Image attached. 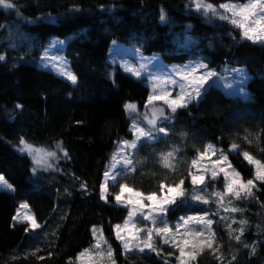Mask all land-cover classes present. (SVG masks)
Returning <instances> with one entry per match:
<instances>
[{
  "label": "trees",
  "instance_id": "16d2710c",
  "mask_svg": "<svg viewBox=\"0 0 264 264\" xmlns=\"http://www.w3.org/2000/svg\"><path fill=\"white\" fill-rule=\"evenodd\" d=\"M241 1L203 0L215 7ZM11 2L15 8L0 7V55L4 56L0 60V174L14 193L0 191V264H71L81 251L92 248L93 228L102 229L115 264H177L169 252L123 254L114 226L124 224L128 210L114 199L118 185L109 187L108 202L101 199L104 173L119 142L133 139L126 104L141 110L150 93L144 80L118 68L114 71L107 60L111 41L146 54L159 53L167 63L202 58L212 68L230 64L246 67L251 74L249 97L211 85L197 102L180 108L172 124L167 122L164 139L138 145L133 156L134 162L139 161L134 163L136 170L118 183L158 195L160 183L172 186L181 179L186 193H191V160L208 143L224 149L235 143L264 163V44L244 38L228 20L191 10V0ZM161 10L166 14L164 22ZM14 25L32 47L27 54L25 46L14 50L6 42L7 27ZM186 36L197 42L180 46L178 37ZM53 37H72L62 52L77 76L76 85L38 65ZM18 104L23 107L17 108ZM21 138L40 147L60 143L68 156L58 163L57 171L34 173L30 158L18 151ZM173 148L179 149L181 162L165 168L158 154ZM230 160L244 180L254 178L253 167L239 153L230 154ZM22 203L39 227L14 222ZM243 207L247 228L239 243L206 205L177 204L168 217L212 214L219 250L204 248L195 264H264V182L255 185Z\"/></svg>",
  "mask_w": 264,
  "mask_h": 264
},
{
  "label": "snow or ice",
  "instance_id": "6c2138e0",
  "mask_svg": "<svg viewBox=\"0 0 264 264\" xmlns=\"http://www.w3.org/2000/svg\"><path fill=\"white\" fill-rule=\"evenodd\" d=\"M195 7L197 10H203L204 15H208L211 13L212 15H219L220 19H229L227 16L222 15L217 12L216 7L210 3H204L203 0H193ZM0 6L6 9L15 8L11 0H0ZM220 8L225 9L226 11L232 12L233 16H239L241 19H230L229 22L233 25L242 29V35L244 38L252 41L253 43H261L264 44V0H245L244 3L240 4H231V3H223L219 5ZM160 20L164 22L166 20V14L161 10ZM59 43V42H58ZM4 56L0 55V60H3ZM66 63L61 65L60 74L65 76L68 80H70L73 84L77 83V76L66 67ZM187 67V66H186ZM144 65H140V69L142 70ZM204 68L207 69V65L200 63L194 66L189 67L188 75H183L182 79L188 80V89L185 90V85L180 84V92L173 99H167L170 93L165 92L163 94L165 103L169 106L171 113H175L178 108H186L188 104L192 103L193 100H198L202 94V91H206L204 89V85L216 74L211 70L206 71L205 73L199 75L194 79H189L192 73L196 72L198 69ZM125 69L129 72H132L133 75L139 76L140 70L135 69L133 66H125ZM239 74L240 83L243 84L246 79V75L242 69H234ZM171 83L176 84L175 80H172ZM195 84V87L192 85ZM231 87V85H229ZM240 92L243 91L242 87L238 90ZM246 95V94H245ZM157 97L150 96L149 103L152 102L153 99ZM17 108H22V105H17ZM126 109L129 110L130 113H136L137 109L134 104L126 105ZM145 119L147 121L146 126H139L135 122L132 124V130L135 134V139L128 141H121L120 147L116 154L112 156L113 164L109 169H107L104 173L105 182L102 186L101 199L107 201V185L109 179H111L114 186L118 185L119 192L115 195L114 199L116 203L128 209L127 219L124 221V224H116L114 226L116 232L117 239H123L121 237V231H126L128 236L133 239H139V233L145 234V241H141V243L133 246L130 241H125L123 243V248L125 252L133 251L135 247L138 251L143 252L145 248H148L151 251H157L156 248L153 247L152 240L153 236L160 237L163 240V243H170V240L167 236L168 233L172 232V228L169 227L167 221V214L169 211V207L175 205L177 203V199H181L182 203H187L189 201H198L203 204H208L209 200L206 198L207 196H215L217 198L218 204L223 207L222 202L225 199L226 194H231L235 199L241 198V193H244L245 197H249L252 195V189L255 187L254 180H259L264 182V163L261 161L254 159L247 151H241L243 157L248 161L249 164L255 166V174L253 179H248L244 181L241 177V174L234 168H232L231 163L224 164L228 160V155L223 152L222 149H216L212 143H208L205 146L204 152H199L198 150V158L202 160L206 155L211 153L215 155L217 151H219L220 156L214 164H224V167H221L219 171L224 172L226 183L224 185L225 191H215L212 193L208 192L206 187H202L197 189V185H204L205 176L203 173L193 174L189 173L191 176V184L193 186L192 191L188 194L187 199L185 198L186 189L183 187L184 180L181 179L178 184L172 186H166L164 183H160L159 185V195L157 192H151L145 194L140 191L133 192V189L129 187L127 183H118L117 177H122L123 175H127L130 172H134L136 170L134 163H139V161L133 160L131 155L126 154L127 150H132L135 154L139 147L148 146L149 144L155 143L159 140L164 139L167 136V122L170 121V117L166 116L162 109L155 110L151 114V118H148L147 114H145ZM159 121V126L158 122ZM163 134V135H160ZM20 144L23 145L20 148V151L27 152L30 156L33 157L34 163L41 168H52V164L49 161V158L58 159L56 151H50L44 147H36L32 144L27 143L23 138L20 140ZM56 148L64 153V156L67 157L68 153L62 148V146L58 143ZM238 148V145L233 143L231 145V150L235 151ZM178 148H173L172 150L159 153V159L165 168H172L173 165L170 161V158H174V153L178 151ZM198 159L194 158L191 160V166L197 167ZM117 166L120 167V170H117ZM231 169V173L226 171V169ZM35 171V169H34ZM218 172L215 167L211 169V178L215 180ZM231 176V179L228 180V177ZM234 185L236 186L234 188ZM81 187H86L84 184H81ZM0 188L12 189V185L8 183V181L4 178L3 175H0ZM125 192L132 193L133 195L128 197L127 199H123V195ZM147 202V203H146ZM229 206L224 207V211L238 212L242 211L241 209L232 206V202L229 201ZM22 207H27V205H22ZM219 211H217V215ZM139 216V220L136 217ZM30 219V227L37 228L39 225L36 223L34 218ZM221 219H227L226 217H221ZM142 221H150L151 227L147 228H138L137 224ZM195 222L197 224H202L207 226L208 237L206 240L201 241V245L206 244L208 249H212L213 252L218 251V248H213V245L216 243L215 233L211 230V225L214 223L213 220L207 219V214L205 216H188L179 217V221L173 225L177 232L181 227H187L189 222ZM232 223H236L235 218H232ZM246 220H241L240 224H246ZM228 228H231V225H228ZM27 230V229H26ZM133 230L136 235L133 236ZM205 229H201L199 231H194L193 229H187L185 235H191L194 232L195 237H205ZM240 235H236L234 238L239 243L240 237L243 235L244 228L241 227L238 229ZM101 236L96 240V243L92 245L91 249H84L81 251L77 259H83L86 254H90L92 250H96V255L102 257L104 255V250H101L102 244L107 245L106 252L107 256L111 258L112 256V248L111 245L107 244V240L103 238L102 229L100 230ZM93 237H96L97 229H92ZM231 231L229 235L231 236ZM189 241L185 240L184 244L187 245ZM179 250V257H177L179 264H187L185 260L182 258L185 257V249L184 247H180L178 243H174L172 245ZM195 247V246H194ZM244 247H248L247 244ZM201 251L203 248L201 247ZM252 253H255V247L253 246L251 249ZM35 254V253H33ZM198 253L194 251H190L187 253L188 257L192 260H195L196 255ZM43 259V257H41ZM219 259V257H218ZM235 259V257H233ZM114 264V262H113Z\"/></svg>",
  "mask_w": 264,
  "mask_h": 264
},
{
  "label": "rangeland",
  "instance_id": "374dc122",
  "mask_svg": "<svg viewBox=\"0 0 264 264\" xmlns=\"http://www.w3.org/2000/svg\"><path fill=\"white\" fill-rule=\"evenodd\" d=\"M244 2H245V0L241 1V2H228V3L240 4V3H244ZM0 7H2V6H0ZM4 9H6V8H4ZM190 9L203 13V10H197L196 9L195 4L193 3V0H191V2H190ZM216 10L218 13L225 15L229 18V19H224V20L229 21L230 19H237V20L241 19V17L233 16L232 12L226 11L225 9H222L219 6L216 7ZM208 15H212V14L209 13ZM208 15H205V16H208ZM213 16L220 18L219 15H213ZM46 19L52 20L53 18L52 17H46ZM239 29L242 32V29L241 28H239ZM7 32H8V34L6 36V42L11 49L15 50V49H18L22 46H25L26 51L24 54H27L31 51V49H32L31 45L29 43H27V41L24 38V36L22 35L21 31H19L17 25L8 26ZM71 38L72 37H68L66 39L58 38V37L50 38L48 40L46 47L44 48V50L42 51V53L39 57L38 65H39V67L50 70L53 73H55L56 75L64 78L70 84L76 85V84H73L70 80H68L65 76L60 74L61 65H64V62H67L66 67L70 69L68 60L65 58V56L62 52V49H63L65 43ZM178 42H179L180 46L186 47V46H190V45L196 43L197 40H195L191 36H186L184 38L178 37ZM107 60L109 63H111L114 66V71L116 70V68H118L123 73L129 75L130 77H132L134 79H138V80L142 79V80H144L145 85L147 87H149V89H150V93H149V95H147L144 107L141 110H138L137 107H136V109H137L136 113H130L129 110H127L129 112L130 116L132 117V124L135 122L139 126H146L147 121L145 119V114H147L148 118H151L152 112L155 110H159V109H162L164 114L166 116L170 117V121L168 122L169 124H172L174 122L175 113L180 108H178L175 113H171L169 106L165 103V99H164L163 94L165 92H168V93H170V95L167 97V99L175 98L176 95L180 92V87H179L180 84H184L186 86L185 87L186 91L189 90L188 89V80L182 79V76L188 75L190 66H194V65H197L200 63L206 64L207 69H204V68L198 69L196 72L191 74L189 79H194V78L198 77L199 75L205 73L206 71L211 70L216 75L213 76L204 85V89H207L211 85H217V86L221 87L227 94H231V95L232 94H240L245 98L249 97V92L247 89V83L251 78V74L249 73L248 69L246 67H243V66H232L230 64H224L220 68L217 69V68H212L208 64V62L202 58L201 59H190V60H187L184 62L167 63L162 59V57L160 56L159 53L146 54V53L142 52L137 47H132V46L126 45V44L121 43L117 40L111 41V44H110V47L108 50V54H107ZM141 64L144 65V68L142 70L140 69ZM126 65L133 66L135 69L140 70V75L136 76V75H133L132 72L127 71L125 69ZM234 69H242L243 72L245 73L246 79L244 80L242 85L240 83L239 74L236 71H233ZM114 71L111 73V75L114 73ZM172 80H175L176 84L171 83ZM229 85H231V87H229ZM192 87H195V84H193ZM241 87L243 89L242 92L238 91ZM203 93H204V91H202L200 98L202 97ZM150 96L157 97V98L153 99L152 102L149 103L148 98ZM198 100H193L192 103L197 102ZM128 104H130V103H127L126 105H128ZM190 104H188V105H190ZM157 123L159 126V121ZM132 124H131V131L133 133V139H131V140H134L136 137H135V134L132 130ZM167 134H168V128H167ZM160 135H163V134H160ZM131 140H128V141H131ZM121 141H125V139L121 140ZM121 141L119 142L117 150L114 154L117 153V151L120 147ZM57 144L58 143H55L51 146L44 147L50 151H56L57 157H58V159L49 158V161L52 164V168H48V169L38 167L34 163L32 156H30L27 152L20 151V148H22L23 145L20 144L18 146V151L21 154H24L30 158V160L32 162L33 170L35 169L34 173H37L38 171L55 172L58 170V163L60 161L65 160V158H66L64 156V153L59 151L56 148ZM212 144L215 146L216 149H222L223 152L228 155V160L226 162H224V164H227L230 162L232 165V162L230 160V153L228 152V149H229V147H231V145L228 146V149H224V147H222L221 145H218L216 143H212ZM36 147H40V146H36ZM204 151H205V149H204ZM241 151H244V150H242L241 147H239V156H241L248 163V161L241 154ZM126 154L131 155L132 158L134 156V153L130 149L126 151ZM180 154L181 153L179 151H176L174 153V158H170V161L173 165L172 168L178 167V165L180 164V162H181ZM219 156H220V153H219V151H217L215 155H212L211 153H209L202 160H200L197 157L198 165H197V167L191 166V172L193 174L203 173L205 176L204 185H197L196 186L197 189L202 188V187H206L208 189L209 193H212L215 191H221V192L225 191V188H224V185L226 183L225 175H224V172L219 171V169L221 167H224V164H214V162L219 159ZM112 164H113V161L111 162L109 168L111 167ZM249 165L252 166L254 171H255V166L251 165V164H249ZM213 167H215L217 169V172H218L215 180H213L211 178V169ZM232 168H234L233 165H232ZM117 170L118 171L120 170L119 166H117ZM226 171L231 173L230 168L226 169ZM254 174H255V172H254ZM241 177H242V175H241ZM119 178H121V177L118 176L117 181ZM230 179H231V176L228 177V180H230ZM244 181H247V180H244ZM104 182H105V178L103 179L102 186L104 185ZM258 182H261V181L254 180L255 185ZM102 186H101V192H102ZM110 186H113L111 179H109V181H108L107 193H105L106 196H107V194H109V191H110L109 187ZM235 187L236 186L234 185V188ZM12 189H14L13 186H12ZM0 191L14 193V190L7 189V188H0ZM135 191L136 190H133V192H135ZM118 192H119V190H118ZM132 195H133L132 193L125 192L123 195V199H127L128 197H130ZM187 196H188V194L185 193L184 199H187ZM206 198L209 200L208 204H203V203H200L198 201H189L187 203H197V204H201V205H206V206H208V208H212L213 209V215L218 217L219 221H221L223 224H225L227 226V228H228L229 224L231 225V228L230 229L228 228V229H229V231H231L233 236L240 235L238 229H240L241 227H243L244 230L247 228V223L244 225L240 224L241 220H245L243 215H244V211L246 210V208L244 209L243 204L247 203L248 198H249V197H245L243 192L241 193L240 199H235L231 194H226L225 199L222 202L223 207H221L220 204H218L217 198L215 196H207ZM229 201L232 202V206H235V207L241 209L242 211H238V212L224 211V207L229 206V203H228ZM177 204L178 205L182 204L181 199H179V198L177 199V203L175 205H177ZM22 205H27V204L22 203L19 205V207L16 211V214H15V217H14V222L15 223H24L29 228H31L29 218H34V216H33L32 212L30 211L28 206L22 207ZM118 205H120V204H118ZM175 205H172L169 207L168 213L170 212V210H172V208H174ZM217 211H219L218 215H217ZM205 214H207V219H211L214 221V218H213L211 213L199 214L197 216H205ZM188 216H193V215H186L184 217H188ZM221 217H226L227 219H221ZM232 218H235L236 223L231 222ZM136 219L139 220L140 219L139 216H137ZM167 221H168L169 227L172 228V232L167 234V236L170 240V243H163V240L160 237H157L154 235L153 240H152V244H153V247L156 248V250H157L154 252H157V253H159V251L169 252L168 254L171 257H174L177 260V264H179V261L177 259V257H179V255H180L179 250H178V248H175L172 246L174 243H178L180 245V247H184V249H185L186 255L182 259L185 260L187 262V264H195L199 254L202 252L200 250L201 247L203 249L207 248L206 244L201 245V243H200L201 241L206 240L208 237V232L206 230L207 226L202 225V224H197L195 222L190 221L186 228L181 227L179 229V232H177V230L172 226L175 225L179 221V217L172 220L168 217V214H167ZM212 226H213V224L211 225V230L214 232V229ZM137 227L138 228H147V227H151V224H150V221H142L141 223L137 224ZM31 229H34V228H31ZM187 229H193L194 231H199L201 229H205L206 230L205 237H195L194 232L191 235H185ZM114 234L116 237L115 228H114ZM135 235H136V233L133 230V236H135ZM100 236H101V233L99 231H97L96 237L94 238V244L96 243V240L100 238ZM121 237L123 239H117V240L119 241V243L122 246L123 254L131 255V254H135V253H143V252L151 251L148 248H145V250L143 252H140L134 247L133 251L126 253L124 248H123V243L125 241H130V243L133 246L141 243V241H145V234L143 232L139 233V239L138 240L133 239L132 237L128 236L126 231H121ZM185 240L189 241V243L187 245L184 244ZM215 240H216V237H215ZM215 244L213 245V248H215ZM106 248H107V245L102 244L101 250H104V255L102 257L96 255V250H92V252L90 254H86V256L83 259L78 260L76 258L71 264H113V262H114L113 251H112L111 258H109L107 256ZM190 251H194V252L198 253L196 255L195 260H192L188 257L187 253Z\"/></svg>",
  "mask_w": 264,
  "mask_h": 264
},
{
  "label": "water",
  "instance_id": "95a60500",
  "mask_svg": "<svg viewBox=\"0 0 264 264\" xmlns=\"http://www.w3.org/2000/svg\"><path fill=\"white\" fill-rule=\"evenodd\" d=\"M228 152H229L232 156H237L238 153H239V147H238L235 151L231 150V147H229Z\"/></svg>",
  "mask_w": 264,
  "mask_h": 264
}]
</instances>
